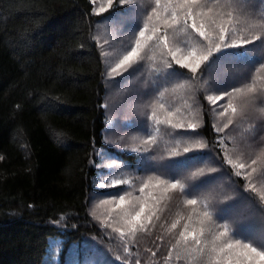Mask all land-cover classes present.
Instances as JSON below:
<instances>
[{
  "label": "rangeland",
  "instance_id": "rangeland-1",
  "mask_svg": "<svg viewBox=\"0 0 264 264\" xmlns=\"http://www.w3.org/2000/svg\"><path fill=\"white\" fill-rule=\"evenodd\" d=\"M92 2L102 15L95 37L105 65L104 138L136 155L132 165L98 150L89 206L105 233L101 245L132 255L151 243L165 264H264V0ZM206 61L201 75L182 73ZM200 89L241 182L205 154ZM171 214L178 220L169 223ZM156 231L164 241L154 244ZM60 244L53 241L49 264H61ZM87 248L85 259L70 254L66 264H111L106 249ZM123 256L119 264H140Z\"/></svg>",
  "mask_w": 264,
  "mask_h": 264
},
{
  "label": "trees",
  "instance_id": "trees-1",
  "mask_svg": "<svg viewBox=\"0 0 264 264\" xmlns=\"http://www.w3.org/2000/svg\"><path fill=\"white\" fill-rule=\"evenodd\" d=\"M101 17L92 0H0V264H49L54 240L61 264L70 254L85 259L89 245L106 249L111 264L122 255L165 264L151 243L132 255L104 248V230L90 212L98 150L136 163L135 153L104 138L105 65L95 37ZM206 63L182 73L201 75ZM198 97L205 154L241 182L217 139L212 102L202 89ZM238 191L247 196L243 185ZM171 216L169 223L178 220ZM156 237L154 244L163 240L160 231Z\"/></svg>",
  "mask_w": 264,
  "mask_h": 264
},
{
  "label": "snow or ice",
  "instance_id": "snow-or-ice-1",
  "mask_svg": "<svg viewBox=\"0 0 264 264\" xmlns=\"http://www.w3.org/2000/svg\"><path fill=\"white\" fill-rule=\"evenodd\" d=\"M121 2H122V0H121ZM189 2L190 3H196V0H189ZM109 3L111 4L112 3V0H109ZM193 27L195 28V25H193ZM197 31L199 32V35L200 36H205V33L203 32V31H200L199 29H197ZM140 35L141 36H143L144 35V33L143 32H141L140 33ZM222 40L224 39V37L223 36H221L220 37ZM165 41H166V38H165ZM219 47V46H218ZM225 47H227V45H225ZM136 54V49L134 48L127 56H125L124 57V59L120 62L121 63V65H123L126 61H129L130 59H131V57L132 56H134ZM205 59H207V57H205ZM177 63H179V61H177ZM118 67H119V65H118ZM209 99H211V98H209ZM177 127H182V125H178ZM189 127H191V128H195V125H190ZM189 151V149H187V148H185L184 149V152L185 153H187ZM244 166L243 165H241V168H243ZM176 185H173V187H175ZM196 187H198V186H196ZM120 199L121 200H123V197H120ZM189 203H192V204H194L195 203V201L194 200H191V201H189ZM137 216H139V213H137ZM253 251H255V249H253ZM262 255H264V254H262Z\"/></svg>",
  "mask_w": 264,
  "mask_h": 264
}]
</instances>
